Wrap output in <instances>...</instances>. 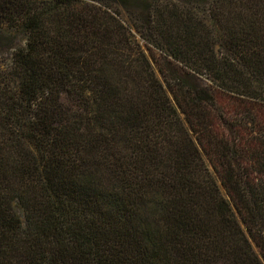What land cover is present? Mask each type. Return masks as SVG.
Instances as JSON below:
<instances>
[{"label":"trees","instance_id":"1","mask_svg":"<svg viewBox=\"0 0 264 264\" xmlns=\"http://www.w3.org/2000/svg\"><path fill=\"white\" fill-rule=\"evenodd\" d=\"M20 34L0 264H264V0H0Z\"/></svg>","mask_w":264,"mask_h":264},{"label":"rangeland","instance_id":"2","mask_svg":"<svg viewBox=\"0 0 264 264\" xmlns=\"http://www.w3.org/2000/svg\"><path fill=\"white\" fill-rule=\"evenodd\" d=\"M24 41V35L20 34L18 35L16 38H10L8 39V36L6 35L4 38V41H2V44L0 42V62L2 63H6L9 60L10 57V52L11 49L5 47L6 42H9L10 45L14 46H18V45H22ZM16 210L19 213V215L21 217H23V212L21 210V208L16 204Z\"/></svg>","mask_w":264,"mask_h":264}]
</instances>
